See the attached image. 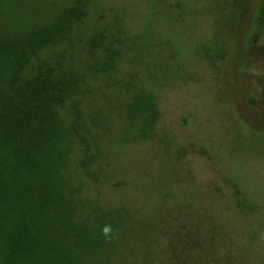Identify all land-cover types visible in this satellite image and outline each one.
Returning a JSON list of instances; mask_svg holds the SVG:
<instances>
[{"label": "rangeland", "instance_id": "1", "mask_svg": "<svg viewBox=\"0 0 264 264\" xmlns=\"http://www.w3.org/2000/svg\"><path fill=\"white\" fill-rule=\"evenodd\" d=\"M263 4L92 1L87 34L95 27L118 33L123 55L115 70L84 85L86 114L104 113L98 121L109 129L96 127L92 174L81 167L79 148L71 170L88 208L123 207L135 216L139 223L129 228L145 229V237L132 240V250L151 263L175 264L184 246L197 260L204 250L205 259H221L229 245L218 234L204 239L201 224L242 241L236 264H264ZM142 87L160 110L146 139L134 137L123 109Z\"/></svg>", "mask_w": 264, "mask_h": 264}, {"label": "trees", "instance_id": "2", "mask_svg": "<svg viewBox=\"0 0 264 264\" xmlns=\"http://www.w3.org/2000/svg\"><path fill=\"white\" fill-rule=\"evenodd\" d=\"M92 1L0 0V264L156 263L132 250V240L145 237V229L129 228L139 223L135 216L123 207L88 208L71 170L79 148L81 167L92 174L96 127L109 129L98 121L104 113L86 114L84 85L115 70L123 55L118 33L95 27L87 34ZM123 109L134 137L153 133L160 116L153 91L136 89ZM196 227L204 239L222 237L228 251L213 262L207 250L197 260L184 246L175 264H236L242 241L218 226Z\"/></svg>", "mask_w": 264, "mask_h": 264}]
</instances>
